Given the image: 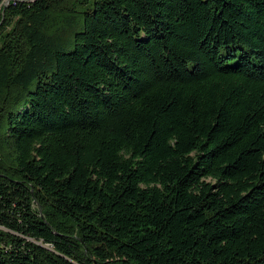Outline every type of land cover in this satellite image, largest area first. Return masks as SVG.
Masks as SVG:
<instances>
[{"label":"trees","instance_id":"16d2710c","mask_svg":"<svg viewBox=\"0 0 264 264\" xmlns=\"http://www.w3.org/2000/svg\"><path fill=\"white\" fill-rule=\"evenodd\" d=\"M0 264H264V0H0Z\"/></svg>","mask_w":264,"mask_h":264}]
</instances>
